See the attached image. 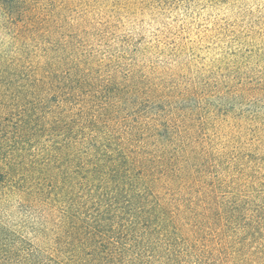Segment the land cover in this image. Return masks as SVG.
I'll return each instance as SVG.
<instances>
[{
  "label": "rangeland",
  "instance_id": "rangeland-1",
  "mask_svg": "<svg viewBox=\"0 0 264 264\" xmlns=\"http://www.w3.org/2000/svg\"><path fill=\"white\" fill-rule=\"evenodd\" d=\"M0 75L9 104L46 81L105 92L110 123L146 129L181 195L185 175L237 177L216 192L236 193L228 226L181 232L164 264H264L248 225L264 209V0H0Z\"/></svg>",
  "mask_w": 264,
  "mask_h": 264
},
{
  "label": "trees",
  "instance_id": "trees-1",
  "mask_svg": "<svg viewBox=\"0 0 264 264\" xmlns=\"http://www.w3.org/2000/svg\"><path fill=\"white\" fill-rule=\"evenodd\" d=\"M8 82L0 75V87L11 89ZM65 82H43L21 102L0 95V264L177 262L181 232L228 226L236 193L216 192L237 177L190 186L185 175L186 193L173 191V171L146 129L110 123L116 111L105 92ZM253 217L258 234L264 209Z\"/></svg>",
  "mask_w": 264,
  "mask_h": 264
}]
</instances>
